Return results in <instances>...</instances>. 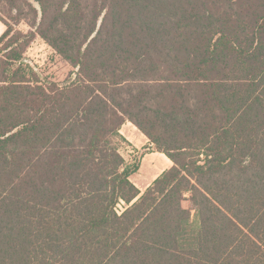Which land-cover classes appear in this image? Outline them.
Listing matches in <instances>:
<instances>
[{
  "label": "trees",
  "instance_id": "obj_1",
  "mask_svg": "<svg viewBox=\"0 0 264 264\" xmlns=\"http://www.w3.org/2000/svg\"><path fill=\"white\" fill-rule=\"evenodd\" d=\"M0 21V45L30 29L0 58V264H264V0H0ZM36 37L73 81L38 78ZM126 122L172 162L143 193Z\"/></svg>",
  "mask_w": 264,
  "mask_h": 264
},
{
  "label": "rangeland",
  "instance_id": "obj_2",
  "mask_svg": "<svg viewBox=\"0 0 264 264\" xmlns=\"http://www.w3.org/2000/svg\"><path fill=\"white\" fill-rule=\"evenodd\" d=\"M29 30V27L25 23L13 26V31L0 45V58L9 53L6 44L15 38L14 36L17 32L27 34ZM16 43L17 47L24 46L22 56L33 66L34 71L42 82L48 80L65 85L71 80L73 81L72 72L74 70L41 39L36 37L27 44L21 38ZM2 49H6V51H2ZM11 49H14V46ZM16 67L17 64L13 65L12 70ZM1 69L2 63L0 62V72ZM120 134L125 138L126 143L121 145L119 152L128 165H138V170L131 176V181L143 193L159 175L172 166V163L163 154L155 152L153 147L148 143L147 138L131 123H124L120 129ZM189 196L187 194L182 203L185 209H189ZM124 208L125 204L123 202L117 205L118 213L120 214ZM191 214L193 216L194 212L192 211Z\"/></svg>",
  "mask_w": 264,
  "mask_h": 264
},
{
  "label": "crops",
  "instance_id": "obj_3",
  "mask_svg": "<svg viewBox=\"0 0 264 264\" xmlns=\"http://www.w3.org/2000/svg\"><path fill=\"white\" fill-rule=\"evenodd\" d=\"M5 32V27L2 24V22L0 21V37L2 36V34ZM143 135V134H142ZM144 136V135H143ZM145 137V136H144ZM146 138V137H145ZM148 141V140H147ZM149 143V142H148ZM167 158V157H166ZM168 159V158H167ZM169 160V159H168ZM170 161V160H169ZM171 162V161H170ZM172 163V162H171Z\"/></svg>",
  "mask_w": 264,
  "mask_h": 264
}]
</instances>
